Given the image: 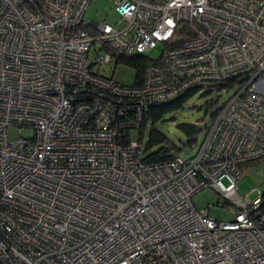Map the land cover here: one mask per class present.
<instances>
[{"label": "built area", "instance_id": "1", "mask_svg": "<svg viewBox=\"0 0 264 264\" xmlns=\"http://www.w3.org/2000/svg\"><path fill=\"white\" fill-rule=\"evenodd\" d=\"M89 1L0 0V264H264V193L237 195L264 157V0H113L115 24ZM158 44L140 80L106 73ZM230 77L192 154L141 160L147 105Z\"/></svg>", "mask_w": 264, "mask_h": 264}, {"label": "rangeland", "instance_id": "2", "mask_svg": "<svg viewBox=\"0 0 264 264\" xmlns=\"http://www.w3.org/2000/svg\"><path fill=\"white\" fill-rule=\"evenodd\" d=\"M89 19L115 24L119 20V15L114 9L113 0H90L84 12V20L88 21ZM161 51L162 45L158 44L154 48L146 51L145 55L150 60H156L159 58ZM111 71H113V73ZM106 73H112L120 82L130 83L133 80L135 69L124 63H119L115 66V69L108 65ZM203 90L204 87L193 95L180 110L166 114L163 119L156 124L158 129L163 131L176 144L182 146L180 153L183 156L192 154L196 149V145L193 147L182 145L181 141L185 140V138L182 132L177 128V123L190 122L203 127L204 124L210 122L209 111L207 114H204L205 102L210 99L218 100L210 109L213 111L226 100L233 91V89L222 91L212 90L209 93L202 94ZM21 128L25 135L31 134L32 132L31 127L22 126ZM18 132L19 126H9L7 132L8 138L10 140L16 139L18 137ZM202 134L203 132L200 131L198 144ZM147 135L148 126L145 128L143 141H146ZM241 170L242 173L238 182L237 195L240 198L252 200L258 194L264 193V157L243 163L241 165ZM192 201L197 208L209 205L208 213L210 217L222 221L232 220L234 217L232 211L233 207L230 208L223 204V199L212 188L204 187L200 189L194 194Z\"/></svg>", "mask_w": 264, "mask_h": 264}, {"label": "trees", "instance_id": "3", "mask_svg": "<svg viewBox=\"0 0 264 264\" xmlns=\"http://www.w3.org/2000/svg\"><path fill=\"white\" fill-rule=\"evenodd\" d=\"M148 62H150V59L145 54H134L131 57L118 56L116 65L124 63L133 67L135 69L134 77L137 81L142 78L144 67ZM237 82H239V78L237 77H230L222 81L203 82L184 89L172 98L147 105L142 111L141 122L137 127V130L133 131L136 138L143 143L140 155L141 160L147 164L159 163L180 153L182 146L176 144L163 131L156 127V124L161 121L166 114L180 110L184 104L199 90H202L203 87L204 90L202 94H205L212 90L222 91L234 89ZM217 101V99H210L205 102L204 114H207L209 111L210 121L213 120L221 106L220 104L215 110H210ZM209 123L204 124L203 127L190 122L177 123V128L182 132L185 138V140L181 141L182 145L193 147L196 142V136L201 129L207 128ZM147 126V139L146 141H143L144 131ZM128 133L130 132L125 130L122 135L125 134L126 136ZM122 141H125L124 138Z\"/></svg>", "mask_w": 264, "mask_h": 264}, {"label": "water", "instance_id": "4", "mask_svg": "<svg viewBox=\"0 0 264 264\" xmlns=\"http://www.w3.org/2000/svg\"><path fill=\"white\" fill-rule=\"evenodd\" d=\"M89 22H90V23H93V22H94V20H93V19H89Z\"/></svg>", "mask_w": 264, "mask_h": 264}]
</instances>
